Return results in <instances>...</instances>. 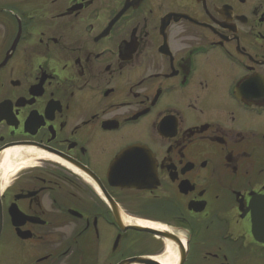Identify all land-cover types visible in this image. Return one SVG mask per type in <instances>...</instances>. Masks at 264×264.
<instances>
[{
  "label": "flooded vegetation",
  "instance_id": "1",
  "mask_svg": "<svg viewBox=\"0 0 264 264\" xmlns=\"http://www.w3.org/2000/svg\"><path fill=\"white\" fill-rule=\"evenodd\" d=\"M115 216L264 264V0H0V264L164 256Z\"/></svg>",
  "mask_w": 264,
  "mask_h": 264
},
{
  "label": "water",
  "instance_id": "2",
  "mask_svg": "<svg viewBox=\"0 0 264 264\" xmlns=\"http://www.w3.org/2000/svg\"><path fill=\"white\" fill-rule=\"evenodd\" d=\"M116 186H121V187H125V188L126 187L127 188H137V189L143 188V185H141L140 183H129V185H126L124 183H120V185H116ZM114 222L118 225L121 232H124L126 230H131V231L138 232V233H145V234L152 235V236L159 238L163 241H169L177 249L179 259H182V257H184L183 255H184L185 251H183L179 239L176 236H174L172 233H170L169 231H156V230L143 228V227H139V226H135V225H127V224L124 225L121 221V218H119L118 216L114 217ZM118 240H119V237H117L114 246H116ZM260 241L264 242V240H260ZM137 262H142V264H159L158 262H155L154 260L149 259V258L148 259L133 258V259L126 260L125 262H123L121 264H137Z\"/></svg>",
  "mask_w": 264,
  "mask_h": 264
},
{
  "label": "bare ground",
  "instance_id": "3",
  "mask_svg": "<svg viewBox=\"0 0 264 264\" xmlns=\"http://www.w3.org/2000/svg\"><path fill=\"white\" fill-rule=\"evenodd\" d=\"M123 222L127 225H135L143 228H148L156 231H168L169 229L162 224L140 220V219H131V218H124ZM164 256L160 258H154L159 264H176L178 261V251L175 246L169 242L164 241Z\"/></svg>",
  "mask_w": 264,
  "mask_h": 264
},
{
  "label": "rangeland",
  "instance_id": "4",
  "mask_svg": "<svg viewBox=\"0 0 264 264\" xmlns=\"http://www.w3.org/2000/svg\"><path fill=\"white\" fill-rule=\"evenodd\" d=\"M151 222H157V221H152V220H151ZM157 223H159V222H157ZM159 224H160V223H159ZM161 224H162V223H161ZM164 226H165V225H164ZM149 241H150V240H149ZM153 241H154V240H153ZM159 243H160V242H159ZM123 246H124V248H126V245H125V244H124Z\"/></svg>",
  "mask_w": 264,
  "mask_h": 264
}]
</instances>
